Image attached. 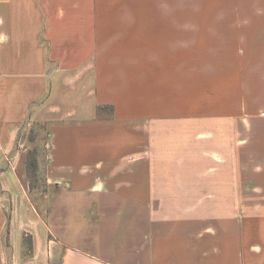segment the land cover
<instances>
[{"label": "crops", "instance_id": "1", "mask_svg": "<svg viewBox=\"0 0 264 264\" xmlns=\"http://www.w3.org/2000/svg\"><path fill=\"white\" fill-rule=\"evenodd\" d=\"M243 59L264 0H0V264H264V114L197 111V76ZM87 78L112 112L50 114L42 214L21 143Z\"/></svg>", "mask_w": 264, "mask_h": 264}, {"label": "rangeland", "instance_id": "2", "mask_svg": "<svg viewBox=\"0 0 264 264\" xmlns=\"http://www.w3.org/2000/svg\"><path fill=\"white\" fill-rule=\"evenodd\" d=\"M214 62L219 64V68L222 66L223 73L197 76L198 104L203 103L205 96L208 97L211 90L214 105L198 106V114H264V59L214 60ZM89 79H86V83L82 84L78 92L67 93L58 99L53 95L38 102L34 112L31 113L33 124L21 143L22 150L26 152L20 156L17 173L22 177L33 203L42 214L46 193H53V187L47 185L45 181L47 162L45 122L50 114L59 117L54 119H62L67 112L77 109L82 112L81 114L78 112L75 116L77 118L92 119L109 116L107 111H99L92 106L91 92L87 90L91 86Z\"/></svg>", "mask_w": 264, "mask_h": 264}, {"label": "trees", "instance_id": "3", "mask_svg": "<svg viewBox=\"0 0 264 264\" xmlns=\"http://www.w3.org/2000/svg\"><path fill=\"white\" fill-rule=\"evenodd\" d=\"M102 109H106V110H108L109 113L112 112V108H110V107H106V108H102Z\"/></svg>", "mask_w": 264, "mask_h": 264}]
</instances>
